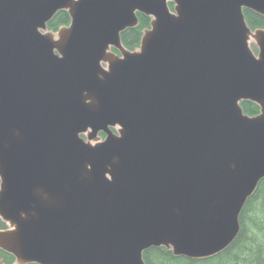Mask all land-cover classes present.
I'll list each match as a JSON object with an SVG mask.
<instances>
[{
    "label": "water",
    "instance_id": "water-1",
    "mask_svg": "<svg viewBox=\"0 0 264 264\" xmlns=\"http://www.w3.org/2000/svg\"><path fill=\"white\" fill-rule=\"evenodd\" d=\"M244 10L264 16V0H0V250L14 264L205 259L233 243L264 179V27ZM59 11L69 23L48 29ZM138 14L150 21L130 50Z\"/></svg>",
    "mask_w": 264,
    "mask_h": 264
},
{
    "label": "trees",
    "instance_id": "trees-1",
    "mask_svg": "<svg viewBox=\"0 0 264 264\" xmlns=\"http://www.w3.org/2000/svg\"><path fill=\"white\" fill-rule=\"evenodd\" d=\"M173 7V4H170ZM244 16L251 29L264 27V16L251 10H244ZM139 24L135 28L121 33V41L128 48L139 44L142 31L148 27L150 19L138 14ZM69 16L65 11H59L51 21L48 29L56 30L67 25ZM245 114L250 116L258 113L257 105L243 101L241 103ZM240 232L233 243L219 254L205 259H189L174 256L165 248H151L143 253L146 264H264V179H262L246 201L239 217Z\"/></svg>",
    "mask_w": 264,
    "mask_h": 264
},
{
    "label": "rangeland",
    "instance_id": "rangeland-1",
    "mask_svg": "<svg viewBox=\"0 0 264 264\" xmlns=\"http://www.w3.org/2000/svg\"><path fill=\"white\" fill-rule=\"evenodd\" d=\"M252 49L254 50V52H257L256 46L254 45V43L251 45ZM5 228V224L0 220V229ZM5 263V264H14L12 258L10 256H5L4 254L0 253V264Z\"/></svg>",
    "mask_w": 264,
    "mask_h": 264
},
{
    "label": "flooded vegetation",
    "instance_id": "flooded-vegetation-1",
    "mask_svg": "<svg viewBox=\"0 0 264 264\" xmlns=\"http://www.w3.org/2000/svg\"><path fill=\"white\" fill-rule=\"evenodd\" d=\"M138 45H139V44H138ZM138 45H137V46H138ZM125 47H126V46H125ZM126 48H128V47H126ZM135 48H136V47H135ZM135 48H133V49H135ZM128 49L133 50V49H131V48H128ZM112 51L115 52V53H117V54H119L118 51H116L115 49H112ZM101 136L104 137L103 134H101ZM0 253H1V254H4L5 256H10V257L12 258L13 262H15V258H14L12 255H10V254H8V253H5V252H3V251H1V250H0ZM2 264H5V263H2Z\"/></svg>",
    "mask_w": 264,
    "mask_h": 264
},
{
    "label": "bare ground",
    "instance_id": "bare-ground-1",
    "mask_svg": "<svg viewBox=\"0 0 264 264\" xmlns=\"http://www.w3.org/2000/svg\"><path fill=\"white\" fill-rule=\"evenodd\" d=\"M210 258V257H209Z\"/></svg>",
    "mask_w": 264,
    "mask_h": 264
}]
</instances>
